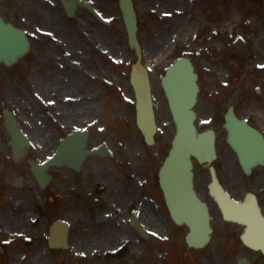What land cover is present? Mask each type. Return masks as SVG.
I'll return each instance as SVG.
<instances>
[{
	"label": "flooded vegetation",
	"instance_id": "af4514ba",
	"mask_svg": "<svg viewBox=\"0 0 264 264\" xmlns=\"http://www.w3.org/2000/svg\"><path fill=\"white\" fill-rule=\"evenodd\" d=\"M132 1L166 19L164 38L184 36L186 11L207 16L178 50L199 76L198 128L216 134L227 193H253L264 215V166L247 175L226 129L234 116L264 137V0ZM0 17L17 31L2 36L4 52H22L0 62V264H264L245 241L251 222L224 220L206 165L209 183L197 191L210 208V243L189 246L188 228L172 222L157 173L163 153L146 145L134 98H122L127 73L97 51L118 64L129 56L117 42L128 41L120 0H3ZM65 140L66 164L51 163Z\"/></svg>",
	"mask_w": 264,
	"mask_h": 264
},
{
	"label": "water",
	"instance_id": "95a60500",
	"mask_svg": "<svg viewBox=\"0 0 264 264\" xmlns=\"http://www.w3.org/2000/svg\"><path fill=\"white\" fill-rule=\"evenodd\" d=\"M125 21L128 27L131 46L135 47L138 62L133 66L132 85L137 96L138 125L145 134L149 144L154 143L156 133L155 113L151 98V86L146 69L141 65V49L136 38L137 21L135 12L127 4L123 7ZM162 86L168 99V106L176 124V135L173 140L169 157L160 170V180L168 200L173 220L187 223L190 227L189 242L197 247H203L210 238V216L207 206L197 197L193 184V162H212L216 159L215 135L208 131L198 134L195 127L196 114L193 110L199 87L197 75L192 62L180 58L172 64ZM229 143L237 152L242 165L250 170L255 164L264 163V141L262 137L244 122H231ZM214 173V170H213ZM214 181L216 176L213 174ZM226 218L230 216L239 222H244L245 216L256 219L260 227H264L258 215L260 209L253 199L245 205L235 203L222 188L212 189Z\"/></svg>",
	"mask_w": 264,
	"mask_h": 264
},
{
	"label": "rangeland",
	"instance_id": "374dc122",
	"mask_svg": "<svg viewBox=\"0 0 264 264\" xmlns=\"http://www.w3.org/2000/svg\"><path fill=\"white\" fill-rule=\"evenodd\" d=\"M139 2H141V0H139ZM165 9L166 8H164V11H165ZM198 13H201V14H198ZM151 14H153V15H151ZM160 14H161V12H160ZM188 14H189L188 11L185 12V17L183 18V20H185L186 26L191 27V28H189L186 31V33L183 37V38H185V40L183 42V40H181V41H178L176 39L170 40V38H168L166 36H165V38L161 37V35L159 34V30H164V28H165L164 21L166 19H163L162 17H160L158 15V13H156V12L153 13V12H150L149 9L148 10L144 9L141 5L139 6V9H138L139 19L140 20L142 19L143 22H145V23L148 22L144 26L142 24L143 29L148 31L146 44L143 46V48L145 50V59L144 60L147 63V66L151 72V79H152V85H153V95H154L155 104H156L155 106H156V112L158 115L159 127H161V132H163L162 134L165 135L164 136L165 142L169 143L168 144L169 146H170L171 140L174 136L175 128H174V125L172 123L171 115H170V112H169L168 107H167V101H166L165 94L161 88V82H160L161 77H162L166 67L176 58L179 48L183 47L185 43H188V41H186V40H189L191 38L189 33H191L194 30V28L192 26L194 24H196L195 20H199L201 18L207 17L205 14H204L205 16H203L202 12H198V11H196V12L191 11V15H188ZM178 17H179V14L178 15L170 14L169 15V18H170L169 22L173 23L175 21V19ZM165 18H167V17H165ZM144 35H146V32L144 33ZM117 42L120 45V47H122L123 52L125 50L128 51V53L130 52L128 61L131 60V58H133L135 60V56L130 51L127 42H125V43H119V41H117ZM117 42L115 40H113V42H110V45H113L115 48L117 46ZM151 46L160 47L163 50L162 51L158 50V49L156 50V49L151 48ZM151 55H154V56L151 57ZM156 55H157V58H156ZM150 59H153V60H150ZM125 91H126V93L130 92L129 88H128V90H125ZM164 156L165 155H163V157ZM218 158L219 159L217 160V163L215 164V165H217V167H219V163H220V157H218ZM257 173H260V171H257ZM195 174H196V183H197L198 187H200L204 181L206 183L209 182L207 175L202 171V168L198 164L195 165ZM219 174H220V177L225 184L230 183V182H228L229 177H227L228 173L226 171L220 169ZM239 197L241 198L242 196H239Z\"/></svg>",
	"mask_w": 264,
	"mask_h": 264
},
{
	"label": "bare ground",
	"instance_id": "6f19581e",
	"mask_svg": "<svg viewBox=\"0 0 264 264\" xmlns=\"http://www.w3.org/2000/svg\"><path fill=\"white\" fill-rule=\"evenodd\" d=\"M21 145V144H20ZM250 239H252V237H250Z\"/></svg>",
	"mask_w": 264,
	"mask_h": 264
}]
</instances>
